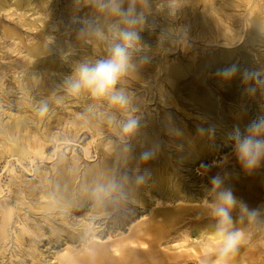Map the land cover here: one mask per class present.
I'll list each match as a JSON object with an SVG mask.
<instances>
[{
	"label": "rangeland",
	"instance_id": "374dc122",
	"mask_svg": "<svg viewBox=\"0 0 264 264\" xmlns=\"http://www.w3.org/2000/svg\"><path fill=\"white\" fill-rule=\"evenodd\" d=\"M154 3L159 27L142 34L151 59L118 85L141 120L125 139L121 111L63 87L79 63L107 55L103 42L78 37L70 23L89 10L74 0H0V264H64L92 251L100 254L87 264H116L115 244L133 248L130 264H199L196 234L208 223L202 164L231 173L251 207L264 204V167L246 175L226 139L264 115V96L247 98L238 78L216 76L233 63L264 67V0ZM210 124L214 139L197 135L198 125ZM173 128L183 136L172 138ZM154 143L160 152L145 165L139 155ZM137 168L151 171L144 185L131 179ZM97 176L100 185L118 182L123 194L95 195ZM158 210L181 217H155ZM258 239L235 264H264Z\"/></svg>",
	"mask_w": 264,
	"mask_h": 264
},
{
	"label": "clouds",
	"instance_id": "9594fccd",
	"mask_svg": "<svg viewBox=\"0 0 264 264\" xmlns=\"http://www.w3.org/2000/svg\"><path fill=\"white\" fill-rule=\"evenodd\" d=\"M77 10L87 8L85 16L74 15L70 23L78 37H92L106 45L107 55L94 62H81L63 82L65 91L73 96L88 93L93 98L104 99L124 114L118 128L122 138L131 139L141 129L140 117L131 108V98L118 85L135 72L139 65L151 59L152 45L143 37L144 32H154L161 14L154 11V0H74ZM171 6L165 5L163 14ZM216 76L223 83L239 79L241 94L254 98L264 96V67H242L233 63L216 70ZM46 107L41 109L45 112ZM200 137L214 139L215 125H198ZM174 139L183 136L179 128L170 130ZM241 170L252 175L264 167V115L249 121L241 130L239 126L226 133ZM179 147V146H178ZM161 149L159 143L144 147L139 160L145 165L156 159ZM212 167L220 165L202 164L203 175L208 183L202 186L204 196L201 204L208 223L196 234L195 246L199 264H235L242 248L250 246L254 238L264 241V204L251 207L239 197L231 184L232 174L226 170L211 173ZM137 185H144L151 179V171L137 169L131 178ZM95 195H122V187L115 180L99 185ZM186 239L191 240L190 235Z\"/></svg>",
	"mask_w": 264,
	"mask_h": 264
},
{
	"label": "bare ground",
	"instance_id": "6f19581e",
	"mask_svg": "<svg viewBox=\"0 0 264 264\" xmlns=\"http://www.w3.org/2000/svg\"><path fill=\"white\" fill-rule=\"evenodd\" d=\"M245 29V28H244ZM229 33V32H228ZM248 35V34H247ZM153 90V89H152ZM155 90V89H154ZM163 90V89H162ZM147 102V101H146ZM211 108V107H210ZM151 111V110H150ZM66 145V144H65ZM121 145V144H120ZM130 164H132V166H134L136 168V162H131ZM171 165V164H170ZM151 170L153 171H156L157 172V166H153L152 163L149 165ZM141 167H144V166H141ZM138 169V168H137ZM135 170V169H134ZM104 178V176H97V185H100V183H98L99 181H101L102 179ZM160 180V179H159ZM165 183V182H164ZM162 186V183L159 184ZM164 186V185H163ZM162 186V187H163ZM233 186V185H232ZM234 189L236 188V185L233 186ZM173 189V188H172ZM169 195V194H168ZM171 195V194H170ZM175 195V193H174ZM170 196V198L172 200H174L176 198V196ZM188 197V196H187ZM147 198V197H146ZM163 198V197H162ZM185 198V197H184ZM190 199V198H189ZM73 212V211H72ZM154 216L157 217V216H162L164 219L168 220V221H173L174 219H179L181 217V213H174V212H170V211H163V210H158L156 212H154ZM125 219V218H124ZM118 226V225H117ZM87 230V229H86ZM132 245H135V243L132 242L131 246ZM112 246V247H111ZM110 247L111 248H116L115 251H113L114 253L115 252H118V254L120 255L119 256V259H117L118 261L115 260V263L116 264H130L131 263V251H133L132 247L128 248V247H124V246H121V245H118V244H115V245H111ZM90 250V249H89ZM94 253H97V254H100L99 251H92L91 254L88 253V252H84L82 257H76V258H68L66 259V263L64 264H75L76 262L80 263L82 262L83 264H87L89 262H91V260L93 259V256H94ZM115 255V254H114ZM117 255V254H116Z\"/></svg>",
	"mask_w": 264,
	"mask_h": 264
}]
</instances>
